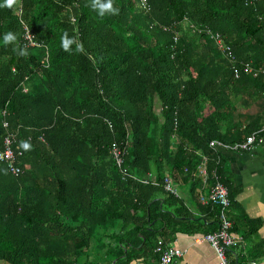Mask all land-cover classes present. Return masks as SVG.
Wrapping results in <instances>:
<instances>
[{"label": "trees", "instance_id": "16d2710c", "mask_svg": "<svg viewBox=\"0 0 264 264\" xmlns=\"http://www.w3.org/2000/svg\"><path fill=\"white\" fill-rule=\"evenodd\" d=\"M91 3L0 7V147L11 135L22 153L19 175L0 163V264H101L92 251L128 264L137 246L159 262L158 240L171 245L180 224L204 236L220 227L221 207L200 202L203 156L208 182L218 179L236 204L211 141L264 138V74L241 66L235 77L207 31L220 32L239 63L264 69V0H148L149 11L113 0L118 14L104 16ZM8 32L17 39L5 44ZM65 32L83 52L63 50ZM167 176L178 190L191 186L205 219L166 190ZM240 226L233 219L231 232Z\"/></svg>", "mask_w": 264, "mask_h": 264}, {"label": "crops", "instance_id": "0c3cea01", "mask_svg": "<svg viewBox=\"0 0 264 264\" xmlns=\"http://www.w3.org/2000/svg\"><path fill=\"white\" fill-rule=\"evenodd\" d=\"M221 150L225 172L231 178L233 188H238L236 204H232V208L231 205L229 207V211L231 208V217L229 216V218H232V223L233 219L240 220L241 225L238 231H233L238 240V245L228 251L229 261L231 264H238V259L242 254L248 255L250 250H254L251 254L252 258L249 256L248 262L241 261V264H264V138L251 150ZM212 184L207 180L199 185L200 199L201 194L209 192V187ZM179 188L180 196L186 197L193 204L192 206L189 204V208L195 216L205 219L207 213L197 207L191 193V186L188 183L180 182ZM242 219H245L246 222ZM256 226L258 229L245 238L244 231H253ZM189 227L191 226L180 224L179 228L182 229L174 235L170 242L184 253L174 264H221L215 249L204 239V233H190L188 232ZM130 253L132 257L128 264H158V256L153 251H149L148 246L131 248ZM92 254L93 261L97 260L101 264H115L117 262L116 257L100 254L98 251H92Z\"/></svg>", "mask_w": 264, "mask_h": 264}, {"label": "built area", "instance_id": "2783aa9c", "mask_svg": "<svg viewBox=\"0 0 264 264\" xmlns=\"http://www.w3.org/2000/svg\"><path fill=\"white\" fill-rule=\"evenodd\" d=\"M139 5L145 11H149L151 9L148 0H139ZM193 30L202 31V28H198L194 24H190ZM209 37L211 40L219 45L222 49L227 52H230L231 49L229 46L225 45L223 38L220 34H214L211 30H207ZM31 39L30 36H28ZM32 44H36L34 41H31ZM234 61V57L231 58ZM247 71L252 73H257L254 68L251 66L250 63L245 65ZM260 71H264L263 68L259 69ZM236 76L239 75V71L236 69ZM7 126V123L4 124ZM257 134H253L247 138L246 141L236 143L234 145H225L218 141H211V146H219L224 149H231L235 151H245L250 150L256 145L257 142ZM263 138L259 140L261 143ZM12 136L7 135L4 139V144L0 147V163L6 162L8 164V168L10 172L15 175H19L22 172L21 166L19 165V156H21V152L16 153L12 148ZM113 153L115 159L119 165L123 163L122 161V152L121 150L115 146L113 148ZM126 171V170H125ZM199 176H202L205 181H207L208 175V168H207V158L203 156V160L198 167L197 171ZM165 187L168 192L174 195L179 194L178 188L174 185L172 179L170 177H165ZM201 202L204 204H215L221 207V214H220V227L214 233H209L204 236V239L208 241L212 247L215 249L220 263L221 264H231L228 258V250L232 247L238 245V240L235 235L231 232L232 222L228 217L227 210L230 207V198L227 188L216 179V182L213 183L209 187L208 193L201 194ZM155 251L160 255L158 264H174L176 263L182 256L183 251L170 244H166L163 239H159ZM255 264V263H254Z\"/></svg>", "mask_w": 264, "mask_h": 264}, {"label": "clouds", "instance_id": "9594fccd", "mask_svg": "<svg viewBox=\"0 0 264 264\" xmlns=\"http://www.w3.org/2000/svg\"><path fill=\"white\" fill-rule=\"evenodd\" d=\"M17 4H18V0H4L3 4H0V7L12 9ZM91 7L94 10H97L100 16H104L106 13L118 14L119 12V9L113 6V0H107V2H102V0H92ZM16 39H17L16 35L13 34L12 32H8L4 35L5 44L13 43L16 41ZM73 44H76L77 52L84 51L83 45L79 43L75 38H70L68 33L65 32L61 36V47L63 48L64 51L71 53ZM18 54L22 56H26L27 51L26 49H20ZM19 147L23 148L24 150H29L31 148V145L26 141H22Z\"/></svg>", "mask_w": 264, "mask_h": 264}, {"label": "bare ground", "instance_id": "6f19581e", "mask_svg": "<svg viewBox=\"0 0 264 264\" xmlns=\"http://www.w3.org/2000/svg\"><path fill=\"white\" fill-rule=\"evenodd\" d=\"M212 33H214V34H220L221 35V37L223 38V41H224V43H225V45H227V46H229L230 47V49H231V51L230 52H227V51H225L224 49H222L219 45H217V44H215L214 43V45H215V48L218 50V51H220L221 53H223V55L233 64V68H234V74H235V77H239V75H240V70H241V66H242V68L243 69H245L246 70V68H245V65L246 64H244L243 62H240L239 63V59L236 57V55H235V50H234V48H233V46L231 45V44H229V43H227L226 41H225V39H224V36L220 33V32H213L212 31ZM28 36H30V35H27V38H28ZM234 57V61L231 59V58H233ZM253 68H254V70L257 72V73H252V72H249V71H247L248 73H250V74H253V75H255V76H257L258 74H264V71H260L259 69L260 68H255L254 66H252ZM236 69L239 71V75L238 76H236ZM219 142V141H218ZM222 143V142H221ZM211 144V143H210ZM223 144H225V143H223ZM225 145H228V144H225ZM215 147H218V148H221V149H224V148H222V147H219V146H215ZM226 150H231V149H226ZM251 150V149H250ZM233 151H235V150H233ZM245 151H247V150H245ZM207 158V157H206ZM208 161V160H207ZM168 177H170V176H168ZM171 178V177H170ZM174 183V182H173ZM175 185V184H174ZM178 195H180V192H179V194Z\"/></svg>", "mask_w": 264, "mask_h": 264}, {"label": "rangeland", "instance_id": "374dc122", "mask_svg": "<svg viewBox=\"0 0 264 264\" xmlns=\"http://www.w3.org/2000/svg\"><path fill=\"white\" fill-rule=\"evenodd\" d=\"M260 142H257V144H259Z\"/></svg>", "mask_w": 264, "mask_h": 264}]
</instances>
